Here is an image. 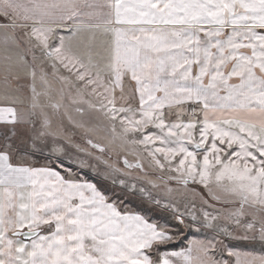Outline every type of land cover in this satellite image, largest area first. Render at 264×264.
Here are the masks:
<instances>
[{"label":"snow or ice","instance_id":"1","mask_svg":"<svg viewBox=\"0 0 264 264\" xmlns=\"http://www.w3.org/2000/svg\"><path fill=\"white\" fill-rule=\"evenodd\" d=\"M104 7L109 11L99 10ZM0 17L8 21L0 25L6 33L21 29L46 50L54 69L58 62L91 89L97 102H85L114 122L113 133L119 119L121 137L142 135L131 142L144 145L156 167L164 170L167 165L171 171L179 157L174 179L187 184L199 177L206 188L214 182L222 192L238 196L242 206L264 211V0H109L107 5L88 0H0ZM60 29L92 36L75 46L58 36V44L50 46ZM99 30L114 38L107 57L92 49ZM9 39L15 42L6 35V45ZM26 65L24 56L5 48V105L20 102L10 95L19 91L11 82ZM193 65L199 69L194 76ZM104 73L110 85H105ZM129 74L140 97L135 110L131 105L116 106L115 90L121 87L123 92L122 81ZM31 76L35 80V70ZM221 90L226 95L221 96ZM32 91L35 107L34 85ZM184 101L202 105V120L166 122L165 106ZM192 114L195 117V108ZM0 121L15 124L17 109L0 106ZM149 126L159 134L146 131ZM8 139L0 145V264H172L168 256L157 261L151 255L154 246L173 239L166 226L121 211L93 184L66 180L52 167L13 164ZM243 214V208L238 210L237 216ZM203 215L211 227L216 218ZM176 219L184 223L181 215ZM42 227L49 229L46 235L40 234ZM260 239L264 241V224ZM194 246L202 253L195 262L188 254L192 246L170 255L181 257L184 264H228L214 259L215 243ZM228 255L237 257L236 264H257L255 259L241 261L231 249ZM258 264H264V257Z\"/></svg>","mask_w":264,"mask_h":264},{"label":"rangeland","instance_id":"2","mask_svg":"<svg viewBox=\"0 0 264 264\" xmlns=\"http://www.w3.org/2000/svg\"><path fill=\"white\" fill-rule=\"evenodd\" d=\"M5 23L7 21L0 17V25ZM3 30H0L2 54L5 51L3 44L6 35L19 41L23 39V42L20 41L23 44L22 52L28 54L38 71L35 80L31 71L23 72L22 74L29 78L23 82L15 79L17 72L13 74L15 78L11 82L12 88L18 87L19 91H13L10 95L19 97L20 102L14 106L20 108L22 116L20 124L7 128L5 137L9 138L7 142L14 149L11 154L15 162L40 168H56L63 172L67 179L95 181L103 188L108 198L124 211L141 212L160 226H166L174 238L171 243L184 245L188 240H192L194 251L199 257L202 253L194 246V242H212L216 244L213 252L222 256L220 262L236 264L237 257L228 255V250L231 249L239 254L241 261L255 259L258 264L260 258L264 257V241L260 239L264 211H258L259 206H242L238 196L222 192L214 182L206 188L199 183V177L196 180L190 179L187 184L174 179L173 177L179 175L175 172L179 157L172 162L171 171L167 165L164 170L156 167L149 150L144 145L131 142L142 139V135H129L127 139L121 137L119 119L115 121L117 132L113 133L114 122L98 107H89L85 101L96 103V97L90 94V88H84V83L77 80L74 72L65 69L58 62L54 69L53 60L46 50L34 39L29 41L21 29H16L14 33H6ZM58 36L65 37L66 44L75 46L82 38L91 37L92 33L73 34L67 29H61L50 40V46L58 44ZM112 39L111 32L103 34L96 31L95 39L92 40L93 51L101 57H107ZM7 49L10 51V47ZM16 53L14 52L15 55ZM102 79L105 85L111 84L107 73L102 75ZM33 85L36 92L35 107ZM3 92L4 90H0L1 104ZM156 95L160 96L162 93L157 92ZM220 95H226L224 90L220 91ZM122 96L124 99H121ZM115 97L118 108L131 105L135 110L140 106V97L136 90L121 92L116 88ZM193 108L196 109L195 117L192 114ZM201 108L202 105L196 102H185L171 107L165 106L163 111L166 122L187 123L191 119L202 120ZM146 131L159 134V130L154 126H149ZM194 136L199 139L198 131L194 132ZM5 137L0 145L5 143ZM87 139L105 146L107 153L110 152L114 156L113 160L89 148ZM160 146L157 143V147ZM189 149L195 150L191 145ZM197 154L198 158L202 156L199 152ZM123 157L132 162H141L145 172L125 170L119 162ZM160 159L163 160L162 157ZM216 196L220 198L216 199ZM241 208L244 214L237 216ZM205 212L216 218L211 227L204 220ZM177 215L182 216L183 224L177 221ZM237 219L239 224L235 223ZM248 224L253 227L247 228ZM225 230L231 234L226 235ZM10 238L17 239L11 236Z\"/></svg>","mask_w":264,"mask_h":264},{"label":"crops","instance_id":"3","mask_svg":"<svg viewBox=\"0 0 264 264\" xmlns=\"http://www.w3.org/2000/svg\"><path fill=\"white\" fill-rule=\"evenodd\" d=\"M24 2H28V0H24ZM31 2H33V3H39V4H44V3H52V2H54V0H31ZM88 2L94 3V4H99V5H107V3H109V0H88ZM99 10L100 11H103V12L109 11V9H107V7H104V8L99 9ZM113 26L114 27H119L118 25H113ZM0 30H3V28H0ZM17 30H19V29H17ZM3 31H5V30H3ZM99 32L100 33H103V34L105 33L102 30H99ZM111 36L113 37L112 33H111ZM113 39L111 41L112 42L111 43V46H110L111 48L113 46ZM14 40H15V42H13V39H9L7 45L4 42L3 46H4V48L10 47V51H9L10 53H12L13 55H15L14 52H17L16 53L17 55L24 56L25 60L27 61V65L25 67H23V68L19 69L18 71H16L18 73V75H16V78L15 79L23 82L24 79H26V80L29 79L28 77L26 78V76L24 74H22L23 72H27V71H29V72L31 71L32 72L33 70H35L36 73H37L38 71L36 69V65L33 63V61L31 60V58L28 57V54L25 51L22 52L23 51L22 50L23 49L22 48V45L23 44L20 43V41L23 42V39H20V41L19 40H16V39H14ZM3 46L1 45V47H3ZM4 55H5V51H4V54H2V50H0V90H4V87H5L4 86V83H3V57H4ZM198 70H199L198 69V66L193 65V68H192V74H193V76L198 73ZM21 82H19V84H21ZM205 82H207V81L205 80ZM232 82L233 83H236L238 81H236L235 79H233ZM180 83H181V85L184 84L183 81H181ZM190 86H194V84L190 82ZM122 88H123V90H136L137 89V84H136L135 81L131 80L130 74L127 75V76H125L123 78ZM117 90H121V87H117ZM185 102H188V103L191 102L192 103L194 101H184L183 103H185ZM0 106H14V105H5L4 103L3 104L0 103ZM14 107L17 109L18 121L15 124L7 123V122H4V121H0V143L2 142L1 140H3L4 137H5V134L7 132V128H13L17 124H20L21 123L20 121H21V116L22 115H21L20 108L17 107V106H14ZM11 158H12V163L13 164L25 165V166H29V167L40 168L39 166H34V165H31V164H27V163L26 164L17 163V162H15L14 157L12 156V154H11ZM53 169L55 171L59 172L61 174V176H63L66 180L70 179V178L67 179L66 178V175L63 174V172H61L60 170H58L56 168H53ZM71 180L76 181V182H79V183H90V184H93L96 187V189L99 192H101L107 198V202H109V203H115L113 200H110L108 198L107 194L103 191V189L95 181L87 180V179L86 180L71 179ZM116 206L121 211H124L117 204H116ZM129 212L140 214V215L144 216V218L146 220H148L149 223H156L158 226H160L157 222L150 220L145 214H143L141 212H135V211H129ZM48 231H49V229L47 227H42L41 230H40V234L41 235H46L48 233ZM170 234L172 235V233H170ZM173 240H174V238L171 241L167 242L166 245L168 243L169 244H174V243H171V242H173ZM190 246H192V251H191V253H188V254L192 257L193 261L195 262L199 258V256H197L196 255V252L194 251V248H193V245H192V240H188L187 242H185L184 245H180L179 247H175V248H168L167 246H165V244L164 245H159V246H154L153 250L151 251V255H152L153 259L154 260H157V261L161 257L168 256V258L172 260V264H184V261H183V259L181 257H174V256H171L170 254L171 253H174V252H181V251H185L186 252V250ZM211 254L213 255L214 259H216L217 261H219L220 260V257H222L220 254L219 255L215 254V252H212ZM233 264H235V263H233Z\"/></svg>","mask_w":264,"mask_h":264},{"label":"water","instance_id":"4","mask_svg":"<svg viewBox=\"0 0 264 264\" xmlns=\"http://www.w3.org/2000/svg\"><path fill=\"white\" fill-rule=\"evenodd\" d=\"M89 141H91V143H89ZM86 144L89 148H91L92 150H94L95 152L99 153V154H104L106 155L108 158H110L111 160H113L114 156L109 152L107 153V149L105 146L99 144L98 142H95L94 140H91V139H87L86 141ZM95 145H99V147H95ZM127 160L129 164L133 165V167H128L125 165L124 161ZM119 161V160H118ZM123 168L127 171H130V172H145L144 168H143V165L141 162H137V161H130L128 158L126 157H123L121 158V160L119 161ZM139 163L141 166L140 167H136L135 165ZM17 238V237H15ZM22 239H25L24 237H20Z\"/></svg>","mask_w":264,"mask_h":264},{"label":"trees","instance_id":"5","mask_svg":"<svg viewBox=\"0 0 264 264\" xmlns=\"http://www.w3.org/2000/svg\"><path fill=\"white\" fill-rule=\"evenodd\" d=\"M100 186V185H99ZM103 189V188H102ZM104 191V190H103ZM105 192V191H104ZM106 193V192H105ZM180 245L182 244H179V243H174V244H169L167 245L168 248H175V247H179Z\"/></svg>","mask_w":264,"mask_h":264}]
</instances>
